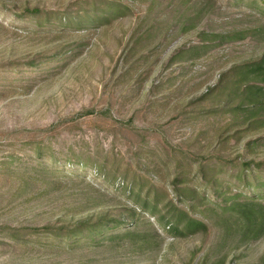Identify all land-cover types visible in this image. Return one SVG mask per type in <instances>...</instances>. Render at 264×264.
<instances>
[{
    "label": "rangeland",
    "instance_id": "obj_1",
    "mask_svg": "<svg viewBox=\"0 0 264 264\" xmlns=\"http://www.w3.org/2000/svg\"><path fill=\"white\" fill-rule=\"evenodd\" d=\"M263 57L264 0H0V264H264Z\"/></svg>",
    "mask_w": 264,
    "mask_h": 264
},
{
    "label": "trees",
    "instance_id": "obj_2",
    "mask_svg": "<svg viewBox=\"0 0 264 264\" xmlns=\"http://www.w3.org/2000/svg\"><path fill=\"white\" fill-rule=\"evenodd\" d=\"M242 69L245 70V73L247 75H252L255 78H259V77H263L264 78V57L262 59H260L259 61L246 65L244 67H242ZM259 207L260 209H262V207L257 206L256 204H251V205H247V206H241L240 208L243 210H248L249 213H253L256 214L259 211H256V208ZM192 222H189V225H191ZM175 229V227H173Z\"/></svg>",
    "mask_w": 264,
    "mask_h": 264
}]
</instances>
